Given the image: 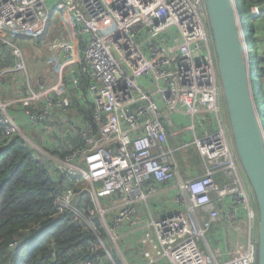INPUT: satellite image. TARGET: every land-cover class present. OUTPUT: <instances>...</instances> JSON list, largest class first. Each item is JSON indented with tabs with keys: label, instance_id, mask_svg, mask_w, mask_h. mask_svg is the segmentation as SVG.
<instances>
[{
	"label": "built area",
	"instance_id": "2783aa9c",
	"mask_svg": "<svg viewBox=\"0 0 264 264\" xmlns=\"http://www.w3.org/2000/svg\"><path fill=\"white\" fill-rule=\"evenodd\" d=\"M231 2L249 58L239 6ZM259 10L264 5L252 8L256 16ZM55 13L68 39L47 44L50 69L35 76L17 41L41 38ZM4 48L14 63L0 76L24 79L13 96L0 98V141L19 137L48 162L52 177L67 176L54 199L55 215L68 212L83 226L86 253L97 256L96 264H254V200L219 115L222 88L204 0H0ZM68 89L80 92L78 98L86 90L95 130L71 113ZM179 112L188 118L201 158L194 178L181 179L168 145L172 115ZM204 115L214 131L204 129ZM54 119L66 124L58 138L80 130L82 149L64 158L43 149L44 124ZM220 214L235 234L229 252L207 241ZM238 223L247 226L244 240ZM122 229L130 239L140 232L139 252L132 256L127 244V261L120 250Z\"/></svg>",
	"mask_w": 264,
	"mask_h": 264
},
{
	"label": "trees",
	"instance_id": "16d2710c",
	"mask_svg": "<svg viewBox=\"0 0 264 264\" xmlns=\"http://www.w3.org/2000/svg\"><path fill=\"white\" fill-rule=\"evenodd\" d=\"M236 3L250 51V63L253 60L256 74L260 77L261 100L264 102V10H259V16L252 12L253 7L261 8L264 0H236ZM52 18L50 16L46 31ZM45 35L38 40L44 39ZM13 63V57L4 48L0 56V73ZM7 76H0V86L6 85ZM16 84L15 81L11 87ZM79 93H70L71 113L95 130L86 90L83 89L81 98H78ZM255 105L260 116L257 102ZM262 125L264 129V122ZM65 126L56 119L44 124L45 129L49 127L51 132H55L54 136H57V130L64 131ZM80 133L78 130L75 136H64L63 141L57 137L54 145L42 142L43 149L64 158L83 148ZM48 167V162L19 137L0 141V264L97 263V256L90 257L86 253L89 236L83 226L68 212L55 215L54 199L65 190L68 181L64 174L52 177ZM83 201H77L76 206L82 208Z\"/></svg>",
	"mask_w": 264,
	"mask_h": 264
},
{
	"label": "water",
	"instance_id": "95a60500",
	"mask_svg": "<svg viewBox=\"0 0 264 264\" xmlns=\"http://www.w3.org/2000/svg\"><path fill=\"white\" fill-rule=\"evenodd\" d=\"M204 3L222 88L219 103L224 102L232 146L254 200V264H264V129L255 105L250 61L243 54L238 15L231 0ZM219 115L223 118L221 105ZM223 244L229 252L226 235Z\"/></svg>",
	"mask_w": 264,
	"mask_h": 264
},
{
	"label": "rangeland",
	"instance_id": "374dc122",
	"mask_svg": "<svg viewBox=\"0 0 264 264\" xmlns=\"http://www.w3.org/2000/svg\"><path fill=\"white\" fill-rule=\"evenodd\" d=\"M58 14L55 13L54 17H57ZM48 32V33H47ZM45 35L46 37L44 39H20L17 41L18 46L23 51L24 58L26 60V64L28 67L29 72H32L35 74V76H42L44 73H46L47 69L43 66V60L45 56L47 55V49L46 46L48 43H51L53 41H64L68 39V35L66 34L62 21L59 19H51L49 29L46 31ZM2 49V48H1ZM4 50V49H3ZM2 50V51H3ZM250 61V59H249ZM251 64V85L254 92V100L255 103L257 102L260 116H261V123L264 122V102L261 100V96H263V91L260 86V77L256 74L255 70V63L253 60H251V63L249 62V65ZM253 70H255V73L253 74ZM48 74V71H47ZM15 78L13 80L12 76L10 78L7 77V83L5 86H0V98L3 100L7 97V93H11V90L14 85V82L20 83L23 81L24 76L22 74H16L14 75ZM21 80V81H20ZM46 81H50L52 83V78H47ZM3 87H7L4 91ZM68 91L72 94V92L68 89ZM221 106L223 108V120L224 123H226V126L228 127L229 131V124L227 115L225 113V107L224 102L221 99ZM57 111H55L56 113ZM172 119L174 122L173 127L169 130L170 136L168 137V144L170 145V148L174 150V162L177 164V168L179 171V176L181 179L186 178H194L199 175L200 173V165H201V158L199 156V153L197 151V148L193 145V136L191 132L187 129L188 127V118L183 115V113L179 112V114H173ZM51 121V120H50ZM202 125L205 130H208L209 132H212L215 130L214 125H210L207 127L206 123L211 122V117L204 115L202 116ZM66 125V124H65ZM66 127V126H65ZM21 130L23 132L28 133L23 127H21ZM58 133H61L59 130L56 131V134L58 136ZM196 134L198 137H200L203 134V130L199 126L198 123H196ZM50 135H53L52 137ZM55 132H51L50 128L48 127L45 130V144L49 145L52 144L50 142L56 141L57 136H54ZM64 135L67 137V133H64ZM59 141H63V138L59 139ZM49 141V143H48ZM251 192V191H250ZM252 194V193H251ZM253 197V196H252ZM238 216L241 217L242 214L238 213ZM226 216L224 214H220V221L217 224H213L211 230L206 233L207 241L209 242V245L212 248H222L223 242H224V236L226 235V238L228 241H230L232 248V241L234 240L235 234L233 231L228 230V225L226 221ZM240 224V238L242 240L247 238L248 236V230L246 224L238 223ZM224 226V228L222 227ZM122 238L120 239V250H121V256L126 260H130L131 254L128 248L127 244L133 245L132 249V256H136V254L139 252V247L137 246V240L139 238L140 232L139 230H136L132 233V239L127 234L126 230L122 229ZM103 241L105 245L109 248L107 241L103 237ZM223 249V248H222ZM141 250V248H140ZM113 251V250H112ZM114 252V251H113ZM119 254L116 255L117 259L119 261H122V258ZM126 260V261H127Z\"/></svg>",
	"mask_w": 264,
	"mask_h": 264
},
{
	"label": "crops",
	"instance_id": "0c3cea01",
	"mask_svg": "<svg viewBox=\"0 0 264 264\" xmlns=\"http://www.w3.org/2000/svg\"><path fill=\"white\" fill-rule=\"evenodd\" d=\"M52 19H59V20H62V17L60 16H57V17H54V18H52ZM2 52L3 51H1L0 50V56L2 55ZM51 57V56H50ZM44 62L42 63L43 64V66L44 67H46V69H47V67H49L50 65V61H49V55L47 54L46 56H45V58H44V60H43ZM50 69V67L47 69V70H49ZM5 75H8V74H5ZM7 77H10V75L9 76H7ZM12 78H13V80H14V78H15V76H12ZM2 86V85H1ZM39 140H42L43 141V139L39 136ZM169 145V144H168ZM170 146V145H169ZM200 171H201V165H200ZM162 200H165L164 198H162ZM154 208H156V209H158V207H156V205L154 206ZM159 209H162L161 207L159 208ZM173 210H179V206H176V205H173ZM252 238H254V236H253V234H252ZM229 245H230V247H231V244H230V241H229ZM222 248L224 249V244H223V246H222ZM225 250V249H224Z\"/></svg>",
	"mask_w": 264,
	"mask_h": 264
}]
</instances>
